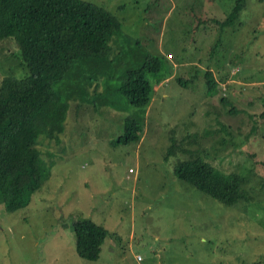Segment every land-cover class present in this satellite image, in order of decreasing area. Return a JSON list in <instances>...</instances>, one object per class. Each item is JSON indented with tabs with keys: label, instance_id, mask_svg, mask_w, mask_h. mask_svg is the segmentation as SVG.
<instances>
[{
	"label": "rangeland",
	"instance_id": "rangeland-1",
	"mask_svg": "<svg viewBox=\"0 0 264 264\" xmlns=\"http://www.w3.org/2000/svg\"><path fill=\"white\" fill-rule=\"evenodd\" d=\"M88 2L121 22L115 59L78 97L79 63L54 84L69 103L64 131L38 138L54 164L29 204L0 201V264H264V0ZM146 52L163 63L140 108L117 85ZM27 73L18 42L1 39L0 82ZM126 117L142 118L141 136L116 143ZM196 155L241 174L247 198L224 205L179 178L175 163ZM72 216L107 230L97 260L77 256Z\"/></svg>",
	"mask_w": 264,
	"mask_h": 264
},
{
	"label": "trees",
	"instance_id": "trees-1",
	"mask_svg": "<svg viewBox=\"0 0 264 264\" xmlns=\"http://www.w3.org/2000/svg\"><path fill=\"white\" fill-rule=\"evenodd\" d=\"M120 30L121 22L111 12L88 0H0V40L12 37L18 42L28 71L23 77L4 76L0 82V201L8 212L27 206L51 174L54 160L41 155L38 138L59 141L69 109L68 99L56 93L54 84L79 63L71 92L77 97L82 94L83 86H79L84 79L92 82L115 59H109L111 43ZM162 63L161 56L146 52L136 67L125 68L117 85L124 101L135 107L147 106L154 87L147 74L159 72ZM88 70L92 75L85 78ZM206 80L212 92L217 81L211 69ZM142 126V118L126 117L123 132L114 142L136 141ZM172 140L171 152L180 145ZM174 172L224 205L247 198L242 175L217 168L207 157L180 158ZM70 220L77 256L97 260L107 230L88 218L72 216Z\"/></svg>",
	"mask_w": 264,
	"mask_h": 264
},
{
	"label": "built area",
	"instance_id": "built-area-1",
	"mask_svg": "<svg viewBox=\"0 0 264 264\" xmlns=\"http://www.w3.org/2000/svg\"><path fill=\"white\" fill-rule=\"evenodd\" d=\"M168 57H172V55L169 53V54H168ZM154 87H155V86H154ZM138 258H139V256H138Z\"/></svg>",
	"mask_w": 264,
	"mask_h": 264
},
{
	"label": "crops",
	"instance_id": "crops-1",
	"mask_svg": "<svg viewBox=\"0 0 264 264\" xmlns=\"http://www.w3.org/2000/svg\"><path fill=\"white\" fill-rule=\"evenodd\" d=\"M173 57V56H172Z\"/></svg>",
	"mask_w": 264,
	"mask_h": 264
}]
</instances>
